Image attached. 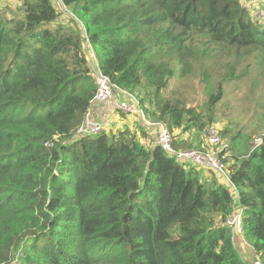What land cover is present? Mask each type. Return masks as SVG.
I'll return each mask as SVG.
<instances>
[{
  "label": "trees",
  "instance_id": "1",
  "mask_svg": "<svg viewBox=\"0 0 264 264\" xmlns=\"http://www.w3.org/2000/svg\"><path fill=\"white\" fill-rule=\"evenodd\" d=\"M20 1L0 6V264H245L235 212L264 264V133L231 136L224 174L184 167L142 142L143 127L78 135L97 89L84 38L114 89L186 150L196 144L183 132L213 122L244 59L264 58V22L243 0H59L80 28L53 0ZM196 64L201 112L177 89Z\"/></svg>",
  "mask_w": 264,
  "mask_h": 264
},
{
  "label": "rangeland",
  "instance_id": "2",
  "mask_svg": "<svg viewBox=\"0 0 264 264\" xmlns=\"http://www.w3.org/2000/svg\"><path fill=\"white\" fill-rule=\"evenodd\" d=\"M256 3L251 6V3L247 2L246 5L252 9V12L255 7L259 6L260 0H255ZM20 0H0V6L3 7L8 5L13 10L20 5ZM54 6L62 14V21L66 24H72L75 27H80L81 23L78 19L71 13L70 8H65L64 5L60 3L59 0H53ZM6 6V7H8ZM85 52L88 56V59L91 63V67L94 66L93 60L95 55L99 59V53L94 51L92 47L89 46L87 38H84ZM96 52V53H95ZM257 53L247 57L242 62L243 65L237 68V72L242 71L244 75L237 81L226 84L224 88V95L219 98L212 108V118L213 122L206 124L201 131L191 129L190 131L183 132V135L186 136L193 144H196L195 149L203 148L206 140V129L209 126H213L219 132L221 142L217 145V151L222 150V148L230 143V138L238 131L248 132L251 134L252 140L258 142L259 134L264 133V58L260 56L257 58ZM202 64V63H201ZM248 64V68L245 71L244 66ZM200 64L194 66V75L193 78L187 77L183 78L178 82L177 89L181 90L180 98L184 99L187 102L188 107L197 109L198 112L200 108L198 105L203 103L204 97L202 96V84L199 85V79L202 77V70L200 69ZM204 68H208L209 73L212 74V78L215 83L218 80L220 73L219 65L208 61ZM114 98L127 99L129 94H125L118 89L113 87ZM144 107L148 106L147 102L142 104ZM141 106V105H140ZM106 107L109 108L107 105ZM106 113L115 114L118 112H111L109 109H104ZM121 117V115L118 113ZM138 119H141L136 115ZM147 117V115H146ZM121 119V118H120ZM132 121V120H131ZM130 123V122H129ZM139 124V123H137ZM131 125L129 124L128 127ZM110 127L115 129V123H110ZM227 130L225 136L222 135L223 130ZM135 131V130H133ZM180 130H175L179 132ZM137 133V131H135ZM182 132V131H181ZM253 140V143H254ZM204 172V171H203ZM220 182L228 184L227 179L219 177ZM231 190L234 191L233 186H230ZM230 221L234 222L229 224L232 226L233 234L235 236L236 247L238 248L240 255L245 260V264H257V258L255 253L252 250V247L247 239H245L240 232V217H238L237 212H235ZM19 254V253H18ZM17 256V255H16ZM11 264H17L16 258L12 261Z\"/></svg>",
  "mask_w": 264,
  "mask_h": 264
},
{
  "label": "built area",
  "instance_id": "3",
  "mask_svg": "<svg viewBox=\"0 0 264 264\" xmlns=\"http://www.w3.org/2000/svg\"><path fill=\"white\" fill-rule=\"evenodd\" d=\"M243 1L245 2V5L247 2L251 3V6L256 3L255 0ZM263 3L264 0H260L259 6L255 7L253 12L252 9L246 5L250 10L252 18L259 22H264V7H262ZM94 63V66L91 68L92 76L95 79L97 89L93 98V104H101L105 107L108 105L110 110H118L124 114L138 115L144 122L145 127L149 128L148 136L146 138V142L144 143L151 146H160L168 155L174 157L179 163L183 164L184 167H188V165L198 166L205 169H211L218 174H224L223 164L218 158L217 151V145L221 142V140L217 130L214 127H209L206 129V142L204 144L206 149L204 151L198 149L176 150L172 145L173 135L168 130L166 125L161 122L148 119L145 115V112L143 111L142 106H140L138 101L132 96L129 95L126 100L121 98L115 99L113 95V85L111 84L108 76L104 75L99 70L98 64L96 62ZM101 130H103V125L101 122L91 118L90 115H88L85 124H83L78 129V135L95 134ZM237 214L238 217H240V212H237ZM230 218H228L226 222L228 224L234 223L230 221ZM257 264H260L258 260Z\"/></svg>",
  "mask_w": 264,
  "mask_h": 264
},
{
  "label": "crops",
  "instance_id": "4",
  "mask_svg": "<svg viewBox=\"0 0 264 264\" xmlns=\"http://www.w3.org/2000/svg\"><path fill=\"white\" fill-rule=\"evenodd\" d=\"M90 65H91V63H90ZM104 109L107 110L109 108L105 107L101 104H99V105L93 104L90 107L89 112H88V115H90L91 118H93L95 120H99L101 122V124L103 125V129H105V130L111 129L112 127H110V123H112V122L115 123V129L123 128L125 126L128 127L130 124L131 126L129 128L131 130L137 131V134H139L140 127H143L146 131L148 129V131H147V136H148L149 128H146L144 125V122L141 119H138L136 117V115H133V114L121 115L120 114L121 115V117H120L118 115V113L109 114V113H106V111ZM111 112H114V111L111 110ZM137 123H139V124H137ZM147 136L142 137L141 141L146 142Z\"/></svg>",
  "mask_w": 264,
  "mask_h": 264
},
{
  "label": "clouds",
  "instance_id": "5",
  "mask_svg": "<svg viewBox=\"0 0 264 264\" xmlns=\"http://www.w3.org/2000/svg\"><path fill=\"white\" fill-rule=\"evenodd\" d=\"M146 115V114H145Z\"/></svg>",
  "mask_w": 264,
  "mask_h": 264
}]
</instances>
